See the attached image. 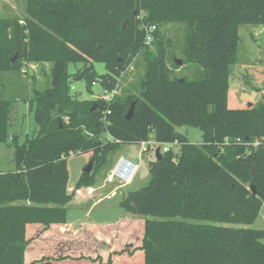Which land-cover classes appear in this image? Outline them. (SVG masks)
<instances>
[{
  "label": "trees",
  "instance_id": "trees-1",
  "mask_svg": "<svg viewBox=\"0 0 264 264\" xmlns=\"http://www.w3.org/2000/svg\"><path fill=\"white\" fill-rule=\"evenodd\" d=\"M142 12L146 24L157 26V53L149 57L142 92L109 101L73 95L71 63L83 65L76 79L104 63L99 83L109 93L117 90L122 74L150 45L140 27ZM26 14L23 23L0 20V74L50 62L51 88L35 91L31 100L37 136L23 144L15 136L14 168L0 172V264H85L42 258L35 239L31 246L30 229L68 224L71 155H90L92 170L83 171L80 190L92 185L111 153L147 142L151 132L161 151L163 145L180 147L159 159L155 153L149 184L122 195L125 212L144 217L142 245L94 264H264V229L225 226L255 223L264 203V103L228 105L239 27L264 26V0H27ZM176 22L188 28L184 51L188 62L202 67L197 80L175 76L169 64L171 43L160 28ZM11 104L0 97V144L11 137ZM184 126L200 129L203 143L177 132Z\"/></svg>",
  "mask_w": 264,
  "mask_h": 264
},
{
  "label": "rangeland",
  "instance_id": "rangeland-1",
  "mask_svg": "<svg viewBox=\"0 0 264 264\" xmlns=\"http://www.w3.org/2000/svg\"><path fill=\"white\" fill-rule=\"evenodd\" d=\"M26 7L27 0H0V20H18L23 23L27 15ZM160 31L164 40L171 43L169 64L173 74L191 81L199 79L202 67L188 62L184 51L188 33L186 24L170 23L161 27ZM239 35V50L235 63L230 66L229 75L228 105L231 108L252 107L260 101L264 103V26L241 25ZM156 53L157 48L153 43L142 50L132 65L122 74L117 90L112 95L108 94L107 98L123 100L129 96L139 95L143 89L149 57H155ZM178 60L182 61L181 65L176 63ZM93 65L94 71L99 76L107 73L104 63L95 62ZM52 66L50 62L25 63L20 72L0 74V97L12 102L11 137L9 143L0 144V172H7L14 168L15 156L12 141L15 136L19 144L37 136L39 129L33 111L36 104L31 100L35 98V91L44 92L51 88ZM82 67L83 65L78 63L69 64L70 92L78 96L80 100L94 101L105 97L104 88L100 83L95 84L90 92L85 78L74 77V74L80 72ZM176 130L187 136L193 144L203 143L200 129L184 126L177 127ZM106 137L103 135L102 139ZM155 143L154 133L151 132L145 145H122L119 150L109 155L107 163L96 172L92 185L82 187L80 190H75L76 183L90 163V155H71L68 158L69 190L72 198L67 204V222L75 225L61 231L55 228V225L49 229H44L41 225L30 229V234L33 235L30 239L31 246H34L35 239L38 253L44 254L42 258L56 259L60 256L65 261L94 264L99 259L103 261H107L110 257L115 259L116 253L127 249L135 251L142 245L144 217L142 219L126 213L120 203L122 195L127 190H137L149 184V163L155 159L157 149ZM179 147V145L172 146L171 150L177 154ZM139 155H142L141 160L138 159ZM121 157H129L138 162L140 169L130 186L117 190L116 195H112L115 187L107 185L105 179ZM225 226L264 229V203L255 223ZM111 229L117 232L111 233ZM37 230L41 232L39 235H35ZM32 252L36 253V250ZM127 262L128 260L119 259L117 263L129 264Z\"/></svg>",
  "mask_w": 264,
  "mask_h": 264
},
{
  "label": "built area",
  "instance_id": "built-area-1",
  "mask_svg": "<svg viewBox=\"0 0 264 264\" xmlns=\"http://www.w3.org/2000/svg\"><path fill=\"white\" fill-rule=\"evenodd\" d=\"M145 13L142 12L141 15L138 17L141 20V30H143L145 32V42L146 44H151L152 41L154 40V33L157 30V26L156 25H150V24H146L143 21V17H144ZM105 92V97H103L101 100H105V101H109L110 99L107 98L108 94L114 93H109L108 91H104ZM105 120V117L104 119ZM143 145L146 144V142L141 143ZM158 145V146H157ZM170 145H178V143H174V144H170ZM257 144H255L256 146ZM159 143H155V147L156 148H160L159 147ZM163 150L161 151V153H165L167 152L170 147L169 145H163ZM157 150V149H156ZM140 159L142 158V155H139ZM140 169V164L136 161H134L133 159H130L129 157H121L117 160V162L115 163L114 167L110 170L108 176L105 179V183L107 185H111L115 187V192L112 193V195H116V191L120 190V189H124L127 188L128 186H130L132 184V182L134 181L138 171Z\"/></svg>",
  "mask_w": 264,
  "mask_h": 264
},
{
  "label": "water",
  "instance_id": "water-1",
  "mask_svg": "<svg viewBox=\"0 0 264 264\" xmlns=\"http://www.w3.org/2000/svg\"><path fill=\"white\" fill-rule=\"evenodd\" d=\"M14 59L12 60L13 62H14ZM176 63L178 65H181L182 64V61L181 60H178V61H176ZM85 80H86V82L88 84L89 89H92V87L95 84H98L100 82L99 75L95 71H92L89 74H87L85 76ZM135 105H136V101L132 102L131 107H130L127 115H126V118L127 119H131L133 117ZM161 156H162V154H161V148H157V150H156V157H157V159H159ZM91 168H92V163L90 162L86 166V168L84 169V172L89 173L91 171ZM255 172H256V166H254L253 171H252V174L255 175ZM251 190H252L253 195L256 196L257 193H256V187H255V185H252L251 186Z\"/></svg>",
  "mask_w": 264,
  "mask_h": 264
},
{
  "label": "crops",
  "instance_id": "crops-1",
  "mask_svg": "<svg viewBox=\"0 0 264 264\" xmlns=\"http://www.w3.org/2000/svg\"><path fill=\"white\" fill-rule=\"evenodd\" d=\"M189 139V138H188ZM193 144V143H192ZM200 144H202V143H200ZM173 145H169V147L171 148ZM175 146V145H174ZM139 160H141L140 158H138ZM80 224V223H79ZM74 225L75 224H66V225H55L54 227L55 228H59L60 229V231H61V229H63V230H65V229H67V228H69V227H74ZM40 232V231H39ZM41 233V232H40Z\"/></svg>",
  "mask_w": 264,
  "mask_h": 264
}]
</instances>
